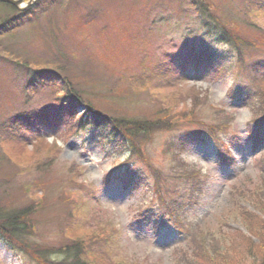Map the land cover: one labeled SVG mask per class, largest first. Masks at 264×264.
<instances>
[{
	"label": "rangeland",
	"instance_id": "rangeland-1",
	"mask_svg": "<svg viewBox=\"0 0 264 264\" xmlns=\"http://www.w3.org/2000/svg\"><path fill=\"white\" fill-rule=\"evenodd\" d=\"M25 1L21 9L0 2V27L10 28L0 34V208L42 205L34 215V241L55 249L91 243L85 264H191L193 256L205 254L201 247L210 253L213 243L230 246L235 229L247 234L240 207L258 213L253 204L264 203V145L249 134L250 121L264 115V11L257 0H206L218 24L192 6L195 0ZM231 32L250 42L238 75L235 51L220 40ZM253 73L257 96L248 107L229 94L242 93V80ZM68 93L79 100V114L91 107L111 119L178 122L176 131L156 132L146 149L167 177L172 162L164 155L166 141L186 143L180 156L201 173L204 185L188 207L175 196L178 218L190 233L138 217L157 202H150L154 181L136 157L87 131L73 135L61 113L55 127L37 122L33 113L54 115ZM213 104L231 118L219 143L234 141V160L224 146L219 155L210 140L196 138V122L184 126L186 114L215 122ZM17 114L28 121L22 145L9 142L14 139L2 130ZM251 239L231 244L230 264L261 261L259 241ZM52 256L57 263L63 259ZM35 257L13 250L0 235V264H39Z\"/></svg>",
	"mask_w": 264,
	"mask_h": 264
},
{
	"label": "trees",
	"instance_id": "trees-1",
	"mask_svg": "<svg viewBox=\"0 0 264 264\" xmlns=\"http://www.w3.org/2000/svg\"><path fill=\"white\" fill-rule=\"evenodd\" d=\"M193 3L192 6L196 7L197 11L208 21L211 20L216 24L219 23L217 18L214 19L215 17L212 12L214 6L211 3H208L206 0H195ZM255 5H257L258 8L261 6V8H263L262 11H264V0H257ZM208 25L210 24H206V26ZM1 27L0 34H6V32L10 30L7 26ZM217 28H220V26H217ZM220 40L226 43L225 45H229L235 51L236 56L238 57L237 63L239 64L236 73L238 75L241 71L242 64L245 63L243 58L244 53L250 52L248 49L250 42H246L242 36L236 35L233 32L229 34H221ZM257 44L260 45L261 43ZM260 46L262 47L264 44H261ZM242 71L246 72L247 70L242 69ZM42 75L38 76L44 77L47 80L55 77L54 75ZM244 79L246 80H242L244 83L242 93H239L238 95L230 93L229 97L234 99L237 98L240 102H244L248 107L253 106L255 105L258 89L255 85L259 80H257V77H254V73L252 76L245 77ZM61 80H64V78ZM243 91H245L244 95ZM73 100H76L77 102L75 101L76 103H74ZM58 103L60 106L56 107V112L53 111V113H55L54 115L45 112L41 114H39V112L33 113L35 117L38 118L37 122L47 126V128L55 127V125H59L55 120L57 114L61 113L65 117L63 123L66 124L65 126L67 129H71L73 135L80 131H87L101 144L108 142L113 145L114 149L124 150L127 154H130L129 156L136 157V159L143 164L142 166L145 171L149 173L147 179H153L154 181L153 199L150 202H157L156 205L150 206L147 209L142 208L140 213H138V217L140 219L146 217L152 219L155 226L170 222L177 229L182 230L185 228L186 225L180 220V218H178L177 207L174 206L177 200L175 196L181 198L182 202L177 200V203H179V206L180 204H184L185 208L191 205V201L196 199L198 193L201 194L204 192L201 173L198 171L196 172L194 169H190L189 164L185 163L180 156L186 143L181 139L178 142L174 137H171L170 141L166 144L164 155L171 158L172 162V172L167 177H164L162 171L152 164L150 156L146 151L147 145L151 142L154 137L153 135L156 132L176 131L178 128V122L169 124V120H164L166 123H161L156 120L157 118H152L151 120H126V118L111 119L102 114L96 113V110L91 107L87 111L85 110V112L79 114L77 107L79 105V100L76 98V95H70L69 93L65 97L59 98ZM210 111L214 115V118L216 116L215 122L214 119L211 122L206 120L197 121L195 120L197 115L186 114L185 119L189 120V122H186L184 126L192 127L196 122L194 126L197 129L196 132L198 134L196 138L205 140L212 137L210 140L217 146L220 144L219 135L229 131L228 127L231 125V118L227 115V110L221 106L213 104L210 106ZM25 115L17 114L3 122L2 130L6 127L3 130L4 136L6 134L8 140H10L9 137L14 139L9 142H17L21 145L25 144V135L27 136V132L22 130L23 124H28V121L23 123V119L26 118ZM30 119H34V117H31ZM250 124L252 128H257L261 131V135L263 136L262 139L264 141V115L257 121H250ZM220 146L223 145L220 144ZM128 162L129 161L126 163ZM107 181H109V176L107 177L106 182ZM165 181L168 183L174 182L173 187L175 188L169 187ZM42 199L44 198H39V204L42 203ZM167 199L173 206L168 204ZM241 200L245 203L242 195ZM247 202L248 201H246V203ZM42 207V205H35L32 211L28 208L18 210L10 209L6 211L0 208V235L3 237L6 244L13 250H17L27 255L31 259L36 256L33 259L39 264H85L84 256H90V248H92L91 243L80 244L79 242H75L73 244H66L63 247H60L61 249H55L53 247H43L39 245L37 241H34L32 237L37 234V222L34 219V215L36 216ZM253 207L258 213H255V211H249V209L243 206L240 207L241 218L242 220H245L247 226H249L247 234L241 230L235 229V234L230 235L231 239L227 242L230 246L226 248L219 247L217 243L212 242L213 244H216L217 247L213 246L210 253L206 252L207 250L201 247L200 251L205 252V254L203 255L201 253L200 257L193 256L188 262L191 264H230V259L232 262L234 261L233 258L229 257L231 253V244H234L235 242L240 244L245 243L246 241L250 242V240H252L251 236L258 239L259 242L257 244L261 247L262 252H264V221L262 219V216L264 215V203H254ZM32 253H34L33 256H31ZM52 255L62 256L63 259L58 263L55 259L56 262L53 263L55 260H51V257H53ZM260 259L261 261L258 260L256 264H264V253Z\"/></svg>",
	"mask_w": 264,
	"mask_h": 264
},
{
	"label": "water",
	"instance_id": "water-1",
	"mask_svg": "<svg viewBox=\"0 0 264 264\" xmlns=\"http://www.w3.org/2000/svg\"><path fill=\"white\" fill-rule=\"evenodd\" d=\"M19 0H0V2H4V3H8V4H11L13 5L14 7H16L17 9H21L20 6H19ZM33 2H30L29 4H32Z\"/></svg>",
	"mask_w": 264,
	"mask_h": 264
},
{
	"label": "bare ground",
	"instance_id": "bare-ground-1",
	"mask_svg": "<svg viewBox=\"0 0 264 264\" xmlns=\"http://www.w3.org/2000/svg\"><path fill=\"white\" fill-rule=\"evenodd\" d=\"M18 2L20 3L19 4L20 7L26 6V3H25L26 1L25 0H19Z\"/></svg>",
	"mask_w": 264,
	"mask_h": 264
}]
</instances>
